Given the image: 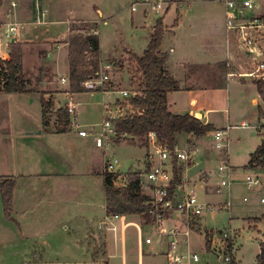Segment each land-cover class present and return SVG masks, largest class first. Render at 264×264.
I'll use <instances>...</instances> for the list:
<instances>
[{"label": "rangeland", "instance_id": "374dc122", "mask_svg": "<svg viewBox=\"0 0 264 264\" xmlns=\"http://www.w3.org/2000/svg\"><path fill=\"white\" fill-rule=\"evenodd\" d=\"M25 1L28 2V5L21 6L18 20L30 24L34 20L31 12L33 6H29V4L32 5V0ZM93 1L96 6H85V1H82L83 3L80 2V6L75 8L69 6L56 7L55 12L56 15H63V18L70 20L69 32L73 27L76 28V32L81 30L80 32L85 33L92 26H99L101 59L104 62H115L114 70L111 72L113 89L114 87L115 89H137L131 79L137 64L130 52L143 54L149 44L151 33L158 18L164 16L165 24L173 23L172 20L177 17V9L182 10L183 13L189 5L195 8L193 15L196 16L198 21L205 20L207 13L222 18V12L224 11L223 2L214 3L211 0H182L178 5L171 4L170 0ZM157 3H162V8L158 11L152 7L153 4ZM133 7L136 9L133 10ZM70 9H74L75 18ZM167 10H169L168 13ZM99 12L102 13L99 14ZM46 20L52 22L53 19L48 16ZM33 24H30L27 30H25L26 27L19 26L18 41L23 44L24 75L31 80V83H34L37 91L25 95L22 93H0V177L11 176L15 178L16 194H30L31 190L35 191V194H46L47 180L42 179L41 176L27 180L18 175L22 169L20 167L22 154H27L26 156L29 159L43 158L36 151L21 149L20 137L21 133H26L27 130L38 132L43 127L41 119L42 95L47 94L46 97L54 98V96H57L55 94H62L66 86L69 87V83L65 82L64 84L61 81L63 76L67 78L69 74L68 46L63 44L64 40H59L62 35L65 36L67 26L51 23L42 26V30H40ZM28 31H31L34 35H30V33L25 35ZM47 48L50 49L48 54L45 53ZM46 55L48 56L46 57ZM247 81L249 82L250 79L247 78ZM113 96L114 94L108 97L107 94L99 91L95 93L86 91L76 95L74 100L79 103L76 117L80 127L87 131L91 128L100 131L105 117L103 101L108 102ZM57 98H55V102ZM66 100V97L61 98L63 102ZM261 104L262 100L257 93V89L247 90L242 96V102L235 98L234 93L232 94V101L228 110H225L227 113L224 115L226 126L223 128L226 129L230 125L229 144L226 148H217L216 140L210 132L205 137L196 139V148L190 147L184 141L185 134L179 136V140L182 141L181 147L192 153V162L194 163L188 166L191 168H187L190 169V175L195 176L197 179V194L203 201L214 204L223 203L226 200V193H217L216 191L219 181L217 170L221 164H229L233 168L232 205L230 209L220 208L215 212H206L202 218L201 232L192 233L191 249L203 255L200 264L206 262H209V264H222L215 252L209 250L206 245L204 233L211 228L218 229V236H220L221 231L219 230L221 229H231L236 232L237 236L233 245V264H256L257 262V255L261 251V242L264 241V222L255 223L251 220L264 214V203L261 201L264 195V168H248L246 165L251 153L264 141V127L261 124L259 113ZM55 108H57L56 105H54L51 112L53 113L52 124L58 115ZM112 109L114 110V107ZM228 115L230 124H227L228 118L226 116L228 117ZM52 124L49 128H54ZM75 131L77 129L73 127L71 133L73 134ZM39 137H42L46 144L39 145L36 150L45 153L44 149L51 146V143L44 135ZM63 137L67 138V136ZM111 140L107 149L93 151L97 162L92 165L91 174L80 176L81 179L85 178L86 181H90V185L85 187L87 192H91L97 197L101 196V206L93 208L101 213L104 212L103 204L106 196L105 175L103 173L104 154L117 157L121 166L120 171L124 174L135 175L148 166V151H145V146L136 145L134 142L125 139L116 142L114 135ZM58 142L61 144V148L64 149L62 137L59 136ZM65 149L70 156L72 155L71 159L80 156L76 148L68 150L66 147ZM194 149H196L195 152H193ZM200 170H206V181L200 182ZM248 174L258 177L261 183L249 187L246 183ZM75 178L77 179H71V183L81 185L82 180H79V175H75ZM124 181L127 182V179ZM118 182V184H122V181L119 180ZM20 201L21 197L18 195L13 208L19 207L22 209V204L19 205ZM24 205L26 204L23 203ZM27 205L25 211L28 212L24 215H18L22 212L21 210L16 212V216L21 223L19 225L14 218H6L3 201L0 198V264H27L23 262L27 258L22 256V252H30L29 254H31L39 251L40 254H43L44 250L42 249H46V243L53 244L54 252H48L49 256L45 258V262L42 264H66L67 260H83L86 256L89 259L88 254L82 256L81 248L85 240L83 231H79V227L82 229V224H85V219V232L88 234L95 232L100 239V243L95 242V246L92 248L93 251L95 250L94 254L97 255L103 252L104 255H100V262L92 264H122L121 257L114 255L120 249L116 248L113 238L109 236L107 238L109 240V254L106 255V238L103 235L104 232H100L97 227L103 216L98 220L94 216L90 220L89 215L82 214L84 209L79 210L75 208V205H71L70 217L59 216L48 210L50 204L43 198L35 201L31 200V202H27ZM91 209L92 207H88V211ZM129 218L138 221L143 226L138 214H132ZM22 231L23 235H21ZM136 236V228L134 226L129 227L127 231L130 247L128 264H138L135 251ZM144 236L153 237V246H155L152 250L151 245H148L147 250L149 251L146 250L148 253L145 255L144 264H169L165 255L158 252L157 248L160 244L159 241L156 243L157 234L155 230L148 227L144 228Z\"/></svg>", "mask_w": 264, "mask_h": 264}, {"label": "crops", "instance_id": "0c3cea01", "mask_svg": "<svg viewBox=\"0 0 264 264\" xmlns=\"http://www.w3.org/2000/svg\"><path fill=\"white\" fill-rule=\"evenodd\" d=\"M82 1H85V6H96L93 0H32V5L29 4V6H33L31 12L34 20L31 21L30 24L34 23L33 25L37 26L38 29L42 30V26L44 25H49L51 23L57 24L58 19L69 20L65 17L63 18V15H56L55 8L60 6H69L75 8L76 6H80L79 3ZM180 1L182 0H170L171 4L177 5ZM211 1L214 3L218 2L215 0ZM26 4L28 5V2L25 0H0V23L3 24L6 22H16L19 23L22 27H26L25 30H27L30 24H28V22L18 20L19 11L21 12L20 8L22 5ZM70 11L72 12V14L75 13L74 9H70ZM168 11L169 10H167L166 12L168 13ZM194 11L195 8H193L192 5H189V7L184 9L183 13L182 10L177 9V17H174V19L172 20L173 23L165 24L164 21L165 33L161 41L160 52L167 56V60L164 64V67L168 74L178 84V87L176 89H173L169 92L168 103L170 110L176 114L190 113L191 115L202 119L205 123L212 124L214 126V130H212L210 133L213 134L214 137V132L216 130L223 129V127L226 126L224 115L227 113V111L225 110H228L229 104L232 101V94L234 93L235 98L239 100V102H242V96L247 90L257 89L254 79L238 75L239 72L244 73L252 69L253 59L251 54L248 53L242 43L240 31L237 29H229L226 26L225 4L224 11L222 12V18L219 16H214V14L207 13L205 20L198 21L196 19V16L193 15ZM257 12L261 13V10H257ZM101 13L102 12H99V14ZM48 16L52 17V22L46 20ZM75 17L76 15L74 14V18ZM42 20H44L45 22H42ZM63 24L67 26V32L65 36L62 35L59 40H64L63 44L68 46L66 40L70 33L68 30L69 24H66L65 22ZM28 33H30V35H34V33H32L31 31H28L26 34H23L29 35ZM252 34L256 37L259 42V56H261V58H264V29L254 30L252 31ZM16 41H18V39ZM49 51L50 49L47 48L45 50V53L48 54ZM8 53L6 56H4L3 54L1 55L0 52V57L4 56L3 58L8 59ZM47 56L48 55H46V57ZM232 71L237 74L231 76L229 73ZM62 78L66 77L63 76ZM247 78L250 79L249 82L247 81ZM63 83L65 84V82ZM30 87L34 89L33 92L37 91L35 90L36 88L34 86V83H31ZM22 94H30V92ZM78 94L80 93H73L70 91V88H67L66 86L65 91H63L62 94L57 93L55 94L57 96H54V98L50 97V99H52L54 102L52 110L54 108V105H56L57 108H55V110L57 111L59 108L65 107L67 100L70 98H73L74 100V97ZM46 95L47 94H44L42 96H44L46 99H49L48 97H46ZM56 97L58 98L55 102ZM65 97L67 100L65 102L61 101V98ZM76 103L78 107L79 103ZM225 106H227V108H225ZM50 115L52 119L53 113H50ZM226 118H228L227 124H230V122L228 121L229 115L228 117L226 116ZM55 121H53L52 124L51 120V124L53 126L55 125ZM93 130L95 131V128H91L89 130L91 131V134H89L88 136H82L79 134V130L73 132V134L71 133L72 129L71 131L66 133H58L54 131V128H44L43 126L38 132L27 130L26 133H21V149H29L30 151H36L39 155H42L43 158L29 159L27 158L28 156H26L27 154H22V160L20 163V167H22V169L19 171L18 175L21 178L27 180H30V178L36 176H41L42 179L47 180L45 190L46 194H35L36 192L32 190L30 191V194H16L17 189L15 188L14 204L16 203V200L19 195V197H21L19 205L22 204V209H20L19 207H14L12 216L15 222L21 225L20 221L16 216V212H20L21 210L22 212L18 213V215H24L26 212H28L25 211V208L28 206L27 202L43 198L46 199L47 202L50 204L48 210L54 214H58L59 216L63 215L64 217H70V211L72 210L71 205H75V208L79 210L84 209L82 214L89 215L88 217L90 220H92L91 217L94 216H96L97 220L103 216V218L99 220L97 227L100 222L108 218V220H110V225L116 227V231L111 229L105 232L99 230V228L98 230L100 232H104L103 235L106 238V255L109 254V240H107L109 236L113 238L116 248L120 249L114 255H119L121 257L122 264H128L130 247L129 241L127 239V231L129 227L134 226L137 231V239L135 246L137 263L144 264L145 255L146 253H148L146 252L148 245H151L152 250L155 248V246H153V243L148 244L142 242V244H140L139 227H143V233L144 228L150 227L147 225H140L138 221L130 219V215L128 214H126V220L129 223L127 226L123 227L122 220L114 219L112 217V213L108 212V201L106 196L105 202L103 204L104 212L101 213L98 212L96 209H93L96 206H101L102 198L101 196L97 197L95 196V194L87 192L85 187L87 185H90V181H86L85 178L81 179L80 177L85 176L87 174H91L90 172H92V165L97 162L95 160L93 151H99L98 149H101L98 148L95 144V133L92 132ZM43 135L48 138V141L51 143L52 147L49 146L47 149H44L45 153L43 151L40 153L38 149L36 150V148H39V145L46 144V141H44L42 137H39ZM59 136L62 137L64 149L61 148V144L58 142ZM63 136H67V138ZM196 139L199 138H195L191 135H185L184 141H186L190 145V147H195ZM181 142L182 141L179 140L178 147L186 150L185 148L181 147ZM66 147L68 150L76 148L80 156L75 159H71L70 157L72 155L70 156L65 151ZM76 150L74 151L76 152ZM145 151L147 152L148 149L146 148ZM44 159L45 161H43ZM103 160V173L105 175L106 155ZM188 162L183 163L186 168L183 169L182 174L184 175L183 177L187 179V185L197 191V179L195 178V176L193 177L192 175H190V169H188L191 168L188 166H191V164L194 162H192V159ZM100 167L102 168L101 162ZM205 171L206 170H200V182L207 180V174L205 173ZM75 175H79V180H82L81 185H74L73 183H71V179H77L75 178ZM217 184L219 185V181ZM0 198L2 200L1 194ZM23 203L26 204L24 205L25 207L23 206ZM88 207H92V209L88 211ZM82 225V229L81 227H79V231H83L82 233L85 240V243L82 244L81 248L83 253L82 256L88 254L89 259L86 256V259L84 258L83 260H67L66 264H92L94 262L101 261V258H99L100 255L104 256L103 252L96 255L94 254L95 250H92V248L95 246V242L100 243L98 234H96L95 232L89 234L85 232L86 219L85 224L83 223ZM217 230L218 229L214 230V228H211L206 230L204 233L206 245L207 241H209V250H212L213 252H215V254H217L215 250V244L218 245L217 239L219 234ZM198 231L201 232V230ZM23 234L24 233L22 231L21 235ZM53 247L54 246L52 243H46V249H42L44 250L43 254H40L39 251L33 252L31 254H29L30 252H22V256L27 258L23 262L27 264H42L43 262H45V258L49 256V254L47 253L54 252ZM158 247V252H161L165 255L167 246L163 244L162 247L159 245ZM106 262L108 263V261ZM204 264H209V262H206Z\"/></svg>", "mask_w": 264, "mask_h": 264}, {"label": "built area", "instance_id": "2783aa9c", "mask_svg": "<svg viewBox=\"0 0 264 264\" xmlns=\"http://www.w3.org/2000/svg\"><path fill=\"white\" fill-rule=\"evenodd\" d=\"M223 2L226 7V26L229 29L240 31L242 43L248 53L252 56V69L247 72H239L238 75L250 77L254 80H264V58L259 56V42L252 34L254 30L264 29V0H215ZM155 10L162 8V3L153 4ZM136 9L133 7V10ZM257 10H261L258 13ZM42 22H45L42 20ZM69 24L70 20L58 19L57 24ZM101 22V21H100ZM99 22V23H100ZM106 22V21H105ZM19 23L6 22L0 23V52L1 55H7L9 45L15 42L19 36ZM4 29V31H2ZM89 32L93 35H99V26L95 25L90 28ZM9 54V53H8ZM4 56H1V59ZM114 63L102 61L100 70L96 77L90 78L83 82L89 92L97 91L107 94L108 97L114 96L110 101L103 102L104 120L101 124L100 131L94 132L95 144L98 148L107 149L112 141L114 133V120L125 117L137 110L129 102V99L138 93L137 90L110 87L112 78L111 72L114 70ZM231 76L235 72L229 73ZM63 82H69L68 78H62ZM117 95V96H116ZM120 96V97H118ZM71 117V127L79 130L82 136H88L91 131L81 129L77 117V103L70 98L65 105ZM114 107V110L112 109ZM73 116L74 119H73ZM230 125L226 129H218L214 132L217 148H226L229 144ZM149 148L147 153L148 166L143 170L140 176V183L143 192L149 196V214L152 222L146 224L154 229L157 234V241L160 246L165 244V256L169 264H199L203 255L192 251L191 236L193 232L201 230L202 218L206 212H215L220 208L230 209L231 203V186L233 184V168L229 164H221L217 170L219 177L218 193H226L227 198L223 203H209L200 199L197 191L187 185V179L182 174L181 181L175 183L171 191V184L174 180L173 163L177 158L178 162H188L192 159L190 151L181 149L178 145L170 149L166 144L159 141L155 132L149 134ZM196 150V149H195ZM193 150V152H195ZM106 155L105 172H117L120 169L119 159L111 154ZM183 172V171H182ZM246 183L249 187L261 183L256 176L248 174ZM126 184V183H123ZM264 203V195L261 198ZM114 219H121L123 227L127 226L126 214H112ZM101 231H116V227L110 225V220L105 219L98 225ZM143 227H139V242L152 244L154 238L144 236ZM236 232L233 230H221L218 236V245L215 244L217 257L222 264H233V245Z\"/></svg>", "mask_w": 264, "mask_h": 264}, {"label": "trees", "instance_id": "16d2710c", "mask_svg": "<svg viewBox=\"0 0 264 264\" xmlns=\"http://www.w3.org/2000/svg\"><path fill=\"white\" fill-rule=\"evenodd\" d=\"M93 27V26H92ZM91 27V28H92ZM90 30V28H89ZM76 32L72 28L66 40L68 45L69 60V88L73 93L88 91L83 82L96 77L101 59V45L99 35L90 32ZM165 33L164 18L157 19L150 41L142 55L130 52L136 61L137 67L131 76L138 93L129 99V102L137 110L125 117L114 120V137L116 142L123 139L130 140L139 146L149 148V134L155 132L159 141L174 149L179 143L180 135H191L195 138L206 136L214 130V126L205 123L202 119L190 113L176 114L169 108L168 94L178 87L177 82L168 74L164 64L167 56L160 52V45ZM23 44L19 41L9 45V58H0V93H28L34 89L30 87L31 81L23 72ZM112 62V61H109ZM115 63V62H114ZM117 63V62H116ZM257 91L261 97L262 105L259 106L261 124L264 127V80H254ZM114 84L111 82L110 87ZM42 119L43 126H51L53 100L42 96ZM71 115L66 107L58 109L54 131L66 133L71 131ZM248 168H264V141L250 155L246 165ZM184 164L174 159V180L181 181ZM141 172L129 174L121 172H105V189L108 201V212L115 214H138L143 225L152 222L149 214L150 200L142 190L140 183ZM134 175V176H133ZM127 179V182L124 180ZM122 184H118V181ZM126 183V184H123ZM16 180L14 177H0V194L4 205L6 218L13 219L14 189ZM255 223L264 222V214L255 217ZM209 249L210 242L207 241ZM256 264H264V241L261 242V251L257 255Z\"/></svg>", "mask_w": 264, "mask_h": 264}]
</instances>
